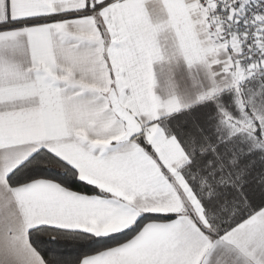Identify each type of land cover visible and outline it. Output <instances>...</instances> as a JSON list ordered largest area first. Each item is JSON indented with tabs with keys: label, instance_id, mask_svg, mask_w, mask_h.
<instances>
[{
	"label": "snow or ice",
	"instance_id": "obj_1",
	"mask_svg": "<svg viewBox=\"0 0 264 264\" xmlns=\"http://www.w3.org/2000/svg\"><path fill=\"white\" fill-rule=\"evenodd\" d=\"M149 2L0 0V264H264V0Z\"/></svg>",
	"mask_w": 264,
	"mask_h": 264
},
{
	"label": "crops",
	"instance_id": "obj_2",
	"mask_svg": "<svg viewBox=\"0 0 264 264\" xmlns=\"http://www.w3.org/2000/svg\"><path fill=\"white\" fill-rule=\"evenodd\" d=\"M147 8L153 22L167 19L162 0H150ZM155 71L159 80V87L155 89V92L162 100L175 95L182 103L187 104L212 86L208 69L202 65L189 69L185 63L181 62L178 66L172 67L171 75L168 65H164L163 69L157 65ZM215 259L214 256L213 264H215Z\"/></svg>",
	"mask_w": 264,
	"mask_h": 264
},
{
	"label": "trees",
	"instance_id": "obj_3",
	"mask_svg": "<svg viewBox=\"0 0 264 264\" xmlns=\"http://www.w3.org/2000/svg\"><path fill=\"white\" fill-rule=\"evenodd\" d=\"M55 243V242H54ZM68 244H71V241L67 242Z\"/></svg>",
	"mask_w": 264,
	"mask_h": 264
}]
</instances>
